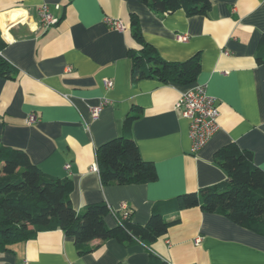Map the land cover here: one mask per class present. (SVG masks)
<instances>
[{
    "label": "crops",
    "instance_id": "crops-1",
    "mask_svg": "<svg viewBox=\"0 0 264 264\" xmlns=\"http://www.w3.org/2000/svg\"><path fill=\"white\" fill-rule=\"evenodd\" d=\"M209 1L205 15L188 17L182 10L156 14L137 0H0V56L9 71V78L0 77V145L24 151L48 176L70 179L77 213L101 203L111 212L130 208L137 226L146 224L153 204L225 181L213 160L225 145L250 151L264 171V64L255 60L264 35V0ZM43 5L55 19L46 29L38 18ZM132 14L163 60L199 57L194 83L132 81ZM106 18L121 21L125 31L108 28ZM183 35L186 42L179 41ZM197 84L216 100L219 116L217 131L192 153L189 123L176 101ZM99 104L92 120L91 109ZM132 109L140 111L130 128L133 142L141 158L153 163L157 180L103 185L96 150L122 134ZM29 115L36 122L27 124ZM163 219L171 225L149 246L93 240L91 251L78 255L73 238L53 230L0 251V264H148L149 255L166 264H264V236L220 215L190 208ZM103 220L108 228L116 225L111 213Z\"/></svg>",
    "mask_w": 264,
    "mask_h": 264
},
{
    "label": "trees",
    "instance_id": "trees-1",
    "mask_svg": "<svg viewBox=\"0 0 264 264\" xmlns=\"http://www.w3.org/2000/svg\"><path fill=\"white\" fill-rule=\"evenodd\" d=\"M137 1L156 14L182 10L191 17L205 15L211 9L209 0ZM139 26L136 15H130L131 39L136 44L135 49L127 52L132 81L145 78L182 86L194 83L200 72L199 57L195 55L182 63L163 60L145 42ZM2 47L0 42V51ZM255 60L258 65L264 64V35L259 40ZM7 68L0 56V77L9 78ZM139 115L140 111L132 109L122 123V134L97 148V169L103 185L144 184L157 180L153 163L141 158L133 142L130 128ZM213 160L226 173L225 181L153 204L146 224L137 226L132 222L130 208L111 212L101 203L87 205L77 213L70 202L73 188L70 179L48 176L24 151L0 145V251L30 240L37 233L53 230L72 237L78 255L89 253L93 240L117 239L125 244L139 242L149 246L164 236L171 225L164 221V214L190 208L220 215L238 227L264 236V171L252 162L250 151L240 150L235 144L216 150ZM110 213L116 220L113 228H108L103 220ZM149 256L148 264H166L154 255Z\"/></svg>",
    "mask_w": 264,
    "mask_h": 264
},
{
    "label": "built area",
    "instance_id": "built-area-1",
    "mask_svg": "<svg viewBox=\"0 0 264 264\" xmlns=\"http://www.w3.org/2000/svg\"><path fill=\"white\" fill-rule=\"evenodd\" d=\"M38 18L40 19L41 26L46 29L55 23V19L49 12L47 6L43 5L38 8ZM106 26L119 32H124L125 27L119 20L106 18ZM180 42H186L187 38L183 35L178 37ZM66 70H70L67 67ZM104 86L111 88L113 86L112 81L105 79ZM205 85L197 84L196 86L190 87L186 90L180 98L176 101V108L179 110V114L184 119L188 120L189 136L191 139V152L197 153L201 150L217 131V119L219 116L218 109L216 106V100L211 97L205 88ZM102 110V105L91 109V119L97 120L99 113ZM34 115H29L25 120L27 124L36 122ZM69 166L66 165L65 168ZM93 171H97L96 166L93 165L91 168ZM127 209V208H126ZM124 209V210H126ZM200 238L197 237L194 241L195 245L199 244ZM20 264H28L27 261L23 260Z\"/></svg>",
    "mask_w": 264,
    "mask_h": 264
}]
</instances>
